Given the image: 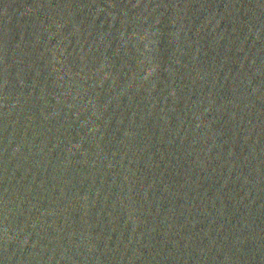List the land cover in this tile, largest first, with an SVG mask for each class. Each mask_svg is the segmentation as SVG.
<instances>
[{
    "label": "water",
    "instance_id": "water-1",
    "mask_svg": "<svg viewBox=\"0 0 264 264\" xmlns=\"http://www.w3.org/2000/svg\"><path fill=\"white\" fill-rule=\"evenodd\" d=\"M0 264H264V0H0Z\"/></svg>",
    "mask_w": 264,
    "mask_h": 264
}]
</instances>
